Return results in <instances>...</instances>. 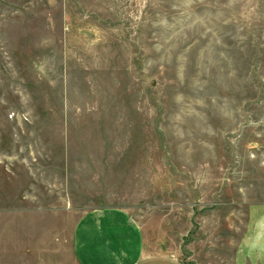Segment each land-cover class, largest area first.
I'll return each mask as SVG.
<instances>
[{
    "label": "rangeland",
    "instance_id": "obj_1",
    "mask_svg": "<svg viewBox=\"0 0 264 264\" xmlns=\"http://www.w3.org/2000/svg\"><path fill=\"white\" fill-rule=\"evenodd\" d=\"M11 175L234 264L264 205V0H0V208Z\"/></svg>",
    "mask_w": 264,
    "mask_h": 264
},
{
    "label": "crops",
    "instance_id": "obj_2",
    "mask_svg": "<svg viewBox=\"0 0 264 264\" xmlns=\"http://www.w3.org/2000/svg\"><path fill=\"white\" fill-rule=\"evenodd\" d=\"M16 180L3 181L0 264H188L176 255L147 253L140 226L122 208L54 205L53 192L28 191L21 179V191L13 192ZM234 264H264V205L250 208Z\"/></svg>",
    "mask_w": 264,
    "mask_h": 264
}]
</instances>
